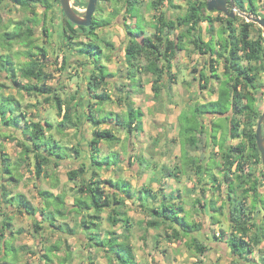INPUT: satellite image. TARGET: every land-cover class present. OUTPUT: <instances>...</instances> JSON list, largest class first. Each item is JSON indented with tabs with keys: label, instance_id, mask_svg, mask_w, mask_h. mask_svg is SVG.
Masks as SVG:
<instances>
[{
	"label": "trees",
	"instance_id": "trees-1",
	"mask_svg": "<svg viewBox=\"0 0 264 264\" xmlns=\"http://www.w3.org/2000/svg\"><path fill=\"white\" fill-rule=\"evenodd\" d=\"M1 1L3 0H0V3ZM55 1L59 3V0ZM123 1L125 14L136 16L139 22L136 31L131 25H126L128 34L125 46L128 64L127 78L131 79L130 73L132 72L133 77L136 73L151 75L153 77L152 90L156 97L161 94L163 76L172 68V61L177 50L184 49L186 37L192 36L191 43L197 50L214 56L210 62V69L214 73L210 75L200 72L199 76L204 80L201 88L208 86L212 76L220 80L216 91L217 98L206 103H196L192 109L194 118L186 117L185 127L183 129L181 126V130L187 136V142L194 145L197 138L193 133L198 132L199 127H201L200 131H203L204 126L198 117H202L205 112L227 114L225 118L229 123L227 126L228 137L223 140L227 141L230 137H240V140L233 146L226 142V147L227 145L229 147L222 153L224 177L229 181L227 186L229 199L225 213L228 231L220 229L212 236L214 240L225 243L231 264H264V249L257 248L264 242V196L260 192L261 186H264V175L259 176L256 171L249 172L243 165L251 159L256 162L255 164L261 163L255 138L257 121L260 117L259 101L262 95L259 89L264 87L261 81V76L264 73V39L261 30L258 29L257 35L252 37L253 22L242 18L238 23L240 17L237 14L235 17H228L217 12L215 16H211L206 11L205 0H187L190 3V8L183 15L168 19L159 6H156L163 0H154L152 8L155 10L153 14L155 30L151 35L143 36L139 40L136 34L143 31V26L140 25L142 17L137 14V8L142 0ZM168 1L171 2V0ZM11 2L30 10L33 16L13 23H3L0 18V77L8 80V84L16 90H23L29 95H42L47 103H52L57 109L58 115L61 116L56 126L58 133H62L70 126L77 127L76 130L80 131L81 116L76 113L74 108L78 103H69L62 97L58 87L48 83L53 78L52 73L46 71L49 65L48 50L36 43L34 26L31 25L32 22H37L39 15L33 8L40 6L45 9L41 19V22L45 23L47 11H50L54 6L52 1L11 0ZM76 2L80 1L76 0ZM235 2L241 11H251L255 14L258 13L260 3L264 5V0H235ZM96 10L98 11L99 7ZM115 12L116 10L110 15L112 16ZM104 17L102 15L93 17L91 25L78 26L68 20L63 13L64 46L86 56L85 60H89L92 65V71L86 84L89 98L84 114L92 126V137L87 143L89 152L82 149L79 141L75 146L69 147L62 139L53 135L52 131L55 125L48 119L42 117L34 120L31 118L21 99L13 93H4V89L9 85L0 81V125L4 127V130H0V134L15 141V146L20 149L18 162L12 160L4 151V146L0 145V206L4 204L21 213L35 215L38 212L36 206L24 193L15 192L12 189L17 186L20 180L19 168L22 163L29 165L32 162L36 179L47 176L55 177L62 161L72 156L77 159L81 158V153L87 152L86 157L90 159L89 165L86 166V162L82 161L79 167L69 169L66 173L68 179L74 182L75 192H73L72 204L68 205L62 194L53 195L49 190L40 189L39 193L45 202L41 211L46 215L52 228L61 233L74 232L75 230L69 226L68 222L64 221L61 224L56 222L57 218L64 217L66 212L76 213L81 215L79 226L85 229L87 246L103 251L110 261H115L117 264H151L139 262L134 253L129 236L133 221L126 208V202L130 201L140 206L141 210L146 213L147 218L144 221L146 228L166 229L165 236L173 237L175 240L190 237L189 248L194 249L198 255H202L210 248L201 238L202 224L191 221L190 215L179 202L182 198L179 189L158 192L151 187L150 183H145L140 189H135L130 181L123 177L102 178L101 176V172L105 168H111L113 164L118 165L120 161L118 152L101 155V142L116 144L119 141L114 125L130 134L143 130V111L135 106L129 97H126L127 109L122 117L118 113L113 115V112L104 113L102 111L103 104L112 99L106 89L112 73L108 71L107 65L101 60V55L104 53L101 51L102 47L98 43L96 32V29L110 24V19ZM200 22L209 24L210 37L207 41L201 37ZM214 22L220 23L216 39L212 28ZM178 28L181 30L175 34ZM44 31L46 36H49L46 27H44ZM82 34L89 38L88 42L78 41ZM171 34H175V36L171 38ZM105 44L108 49H113L112 42L109 40H106ZM15 45H21L23 48L15 50ZM66 53L62 57L63 65L67 62ZM95 54H99V56L97 57ZM20 55L24 56L26 61H21ZM90 55L91 57L88 58L87 56ZM104 58L106 61H110V55H105ZM142 60L146 62L143 63ZM220 62L223 66L222 77L216 73V64L218 65ZM81 64L84 63L81 62ZM23 80H26V83H23ZM129 84L132 86V82ZM136 87L140 88L141 84L138 82ZM118 89L121 90L120 87ZM75 99L76 93L71 95L70 101H75ZM104 123H109V125L102 127ZM211 137L215 138V134L212 133ZM196 166L197 173L211 174L209 166H203L200 163ZM166 169L165 175L176 177L175 172ZM232 173L235 174L234 178L230 177ZM233 179L238 180L239 183H234ZM156 180L160 179L156 178ZM216 180V177L212 178V181ZM217 183L218 187L221 186L219 182ZM240 183H245L247 186L243 187V196L251 195L254 199L251 202L252 207H244L241 192L239 193L238 190L242 188ZM160 190H164V188L160 187ZM202 191H204L203 188ZM195 202L199 203L200 199H196ZM208 204L209 207H199L198 212L207 213L213 222H220L217 215L223 214V207H214L212 201H209ZM255 204L260 206L253 207ZM68 206L70 208L67 209ZM106 209H108V220L113 225L119 224L122 229L121 233H117L115 230H107L104 234L101 232V213ZM11 220L7 213L1 217L0 264H15L17 258L16 248L7 233L10 232L12 237L14 235ZM168 229L170 233L167 232ZM195 232H198V235ZM58 248V245H52L47 251L52 253ZM256 248L258 252L254 256ZM45 255L50 260L49 254ZM92 264L95 263L92 261ZM192 264L203 263L198 259Z\"/></svg>",
	"mask_w": 264,
	"mask_h": 264
},
{
	"label": "rangeland",
	"instance_id": "rangeland-1",
	"mask_svg": "<svg viewBox=\"0 0 264 264\" xmlns=\"http://www.w3.org/2000/svg\"><path fill=\"white\" fill-rule=\"evenodd\" d=\"M53 8L47 11L45 23L41 22L44 8L36 6L33 8L39 13L37 22H32L34 26V36L36 43L46 47L48 50L49 65L46 71L52 73L53 78L48 82L54 87H58L62 93V97L72 103H78L74 106L76 113L81 116L80 131L77 127L70 126L62 133H58L56 126L61 119L58 115L57 109L52 103H47L42 95L27 94L25 91H18L13 86L8 84V80L0 77V81H4L9 85L4 89V93H13L21 99L25 109L30 113V117L34 120L39 118H46L51 121L55 127L53 128V135L59 137L69 147L75 146L79 141L83 150H88L87 143L92 137V126L90 121L86 119L85 109L88 104V94L86 92L87 80L92 71V65L89 60H85L86 56L79 54L72 49L64 46L63 43V13L60 8V3L51 0ZM71 0V5L78 15H83L88 0ZM152 1L142 0L138 6L137 14L142 17L140 25L143 31L136 34L137 39L141 40L143 36H149L155 30L153 14L155 10L152 8ZM159 9L163 11L166 18H175L183 15L189 8L190 3L187 0H163L156 4ZM99 10H95L93 17L105 16V19H110V24L106 27L96 29L98 35V43L102 47L101 60L107 65L108 71L112 73L109 77V84L106 89L111 94L112 99L102 106L104 113L113 112L118 113L121 117L126 113L127 98L131 99L135 106L143 111V130L140 132L128 133L114 125L115 133L119 137L116 144H109L101 142V155L118 152V165H111V168H105L101 172L102 178L108 177H123L130 181L135 189H140L143 184L150 183L151 187L158 192L173 189H179L182 198L179 200L186 212L190 215L191 221L200 222L201 238L205 244L210 247L207 252L198 255L194 249H190V237H184L179 240L168 238L165 236L166 229L163 228H146L145 219L147 215L143 212L140 206L127 201L128 215L132 218L133 227L129 234L130 240L134 247L136 258L141 263H160V264H192L194 261L200 259L203 264H231L228 255V248L224 242L214 240L213 234L220 229L228 231V224L226 220V204L228 202L227 186L228 180H225V170L222 166L223 150L230 146L236 145L240 137L231 138L226 142L223 138L228 137L227 126L228 120L225 115L206 113L200 119L203 123V131L201 127L194 132L193 135L197 138L196 144L187 142V136L182 132L185 127L186 117H193V107L196 103H206L217 98V89L220 80L214 76L210 77L209 84L205 88H201L204 80L200 79V72L206 74H213L210 69V62L214 56L210 53H203L191 43L192 36L186 37L184 40V49L177 50L175 58L172 61V68L163 76V88L159 97L154 95L152 90L151 75L144 73L135 74L130 73L131 79L127 78V59L125 55V46L127 44L126 25H131L134 30H138V18L125 14L123 10V0H99L97 3ZM96 7V9H97ZM116 10L111 16L110 14ZM211 16H215L217 11H209ZM246 12V11H243ZM238 15L239 21L241 19L247 20L243 15L235 10V15ZM126 15V16H125ZM257 15L264 17V5L260 3ZM32 13L28 9L14 4L11 0H3L0 3V18L3 23H13L32 17ZM235 17V16H234ZM252 22V21H251ZM237 23V24H238ZM254 23L251 36H256L258 29L262 28L259 24ZM1 25V24H0ZM208 25L206 22H200L201 37L207 41L210 37L208 33ZM44 27L47 29L49 36H46ZM215 39L220 30V23L214 22L212 25ZM181 28L175 32L178 33ZM171 34V38L175 36ZM112 42L113 49H108L105 44L106 40ZM81 43L89 41V38L82 34L78 39ZM21 45H15L14 49H22ZM220 49V48H219ZM67 62L62 64V57L65 55ZM97 57L99 54H95ZM105 55H110V61H106ZM88 58L91 57L87 56ZM21 61H26L24 56L20 55ZM104 59V60H103ZM84 63V64H81ZM145 63V60H142ZM217 74L221 75L223 66L222 63L216 64ZM172 75V76H171ZM261 81L264 85V73L261 76ZM132 82V86L129 84ZM138 82L141 84L137 88ZM26 83V80H23ZM121 88V90L118 89ZM133 90H132V89ZM131 89V90H130ZM102 90V88H101ZM127 90V91H126ZM262 94L259 101L260 114L264 107V87L259 89ZM123 92V93H122ZM76 93L75 101H70L71 95ZM121 97V100L119 98ZM182 115V123L180 121ZM202 119V121H201ZM114 123V122H113ZM109 123H104L102 127L108 126ZM184 129V128H183ZM0 130L4 127L0 125ZM3 132V131H2ZM215 134V138L211 134ZM0 145L4 146V150L12 160L19 162V147L15 146V141L7 139L0 134ZM80 146V148H81ZM86 153H81V158L69 157L62 161L63 163L58 170V186L52 187L50 179L37 180L33 172V164L22 163L19 168L21 176L17 183L18 186L12 187L17 192H23L31 203L36 206L38 212L35 215H28L21 213L13 207H7L2 204L0 206V221L4 213L11 217L13 237L12 242L17 251V258L15 264H117L115 261H110L103 251L95 250L93 247L86 245L85 229L79 225L80 216L73 212H66L64 217H58L56 223H69L73 231L61 233L49 225V220L46 215L42 213V208L45 205L44 199L40 195L39 189L54 191L60 193L61 191L67 193V202L72 204L73 193L70 188L73 186V181L69 180L66 173L69 169H74L80 166V162L85 161L86 166L89 165L90 159L86 157ZM114 159V157L112 156ZM81 159V160H79ZM113 163V162H112ZM209 166L211 174L204 172L197 173V164ZM254 162L252 159L247 164V171L255 172L259 176L264 175V165L262 163ZM168 168L177 175H165ZM204 171V169H203ZM235 173V172H234ZM231 174V178L235 174ZM216 177L214 182L212 178ZM159 178L160 180H156ZM234 183H239L238 180H232ZM221 185L218 187V183ZM162 184V185H161ZM242 188H239V193L242 195L241 200L244 202V207H252L251 195L243 196V187H247L245 183H240ZM160 187L164 190H160ZM202 188L204 191H202ZM260 192L264 196V186H261ZM250 194V192H249ZM200 199V202H195ZM209 201H212L214 207H223V214H218L217 218L220 222H213L212 218L207 213H199V207H209ZM255 204L253 207H259ZM70 207H67V209ZM101 232L104 234L107 230H115L121 233L122 229L119 224L113 225L108 220V209L101 213ZM202 221V222H201ZM71 232V233H70ZM167 232L170 233L168 229ZM198 235V232H195ZM210 237V238H209ZM52 245H58L59 248L52 253L48 252V248ZM257 248L264 249V242ZM255 250L254 256L257 255L258 250ZM49 254V258L45 255ZM259 261V260H258Z\"/></svg>",
	"mask_w": 264,
	"mask_h": 264
},
{
	"label": "water",
	"instance_id": "water-1",
	"mask_svg": "<svg viewBox=\"0 0 264 264\" xmlns=\"http://www.w3.org/2000/svg\"><path fill=\"white\" fill-rule=\"evenodd\" d=\"M98 1L99 0H88L85 11L81 16L75 12L74 8L71 5V0H59V3L62 12L68 18V20H70L72 23L78 26H89L91 25L93 13L96 10ZM205 1H206V8L209 11L214 10L228 17H234L235 10H237L238 13L243 15L247 20L259 24L262 28V36L264 39V17L252 13L251 11L248 12L241 11L237 7L235 0H205ZM255 138L262 163L264 164V107L257 121Z\"/></svg>",
	"mask_w": 264,
	"mask_h": 264
},
{
	"label": "crops",
	"instance_id": "crops-1",
	"mask_svg": "<svg viewBox=\"0 0 264 264\" xmlns=\"http://www.w3.org/2000/svg\"><path fill=\"white\" fill-rule=\"evenodd\" d=\"M5 151V150H4ZM6 152V151H5ZM7 153V152H6ZM9 154V153H8ZM59 170V169H58ZM58 170L56 171V173H55V177H49V176H47V177H42L41 179H45V178H47V179H50V181L52 182L51 183V185H52V187H57L58 186V183H59V179H58ZM57 178V179H56ZM41 179H37V180H41ZM56 179V180H55ZM17 186H18V184H17ZM73 187H74V182H73V186H72V188H70V190H72L73 189ZM40 190V189H39ZM19 192H21V191H19ZM52 193H53V195H58V194H62V195H64V197H65V201H66V203L68 204V205H70L68 202H67V193H65V192H63V191H61L60 193H54V191H51ZM73 192H75L74 191V189L72 190V193ZM23 193V192H22ZM69 207V206H68ZM59 218H60V216H59Z\"/></svg>",
	"mask_w": 264,
	"mask_h": 264
},
{
	"label": "flooded vegetation",
	"instance_id": "flooded-vegetation-1",
	"mask_svg": "<svg viewBox=\"0 0 264 264\" xmlns=\"http://www.w3.org/2000/svg\"><path fill=\"white\" fill-rule=\"evenodd\" d=\"M92 20H93V18H92ZM225 115V114H224ZM225 142H226V140H225ZM261 157V156H260ZM261 163H262V160H261ZM262 165H264L263 163H262Z\"/></svg>",
	"mask_w": 264,
	"mask_h": 264
}]
</instances>
